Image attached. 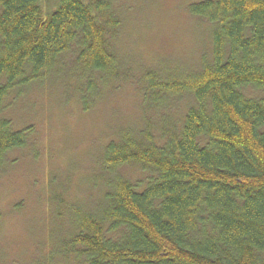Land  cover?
I'll return each instance as SVG.
<instances>
[{
	"label": "trees",
	"instance_id": "16d2710c",
	"mask_svg": "<svg viewBox=\"0 0 264 264\" xmlns=\"http://www.w3.org/2000/svg\"><path fill=\"white\" fill-rule=\"evenodd\" d=\"M112 6L0 0V166L32 128L13 131L3 116L13 91L69 56L87 79L130 76L113 49L122 20ZM190 10L213 26L211 56L189 71L143 72L140 94L162 122L145 110L144 128L109 142L102 202L89 212L71 206V235L57 253L67 263L264 264V0ZM183 99L185 113L172 119L166 108ZM125 167L147 177L133 182Z\"/></svg>",
	"mask_w": 264,
	"mask_h": 264
},
{
	"label": "rangeland",
	"instance_id": "374dc122",
	"mask_svg": "<svg viewBox=\"0 0 264 264\" xmlns=\"http://www.w3.org/2000/svg\"><path fill=\"white\" fill-rule=\"evenodd\" d=\"M111 1L122 20L113 49L130 76L87 79L69 56L5 102L13 131L32 128L0 166V264H71L57 256L71 235V206L89 212L102 202L107 145L125 128H144L143 72L189 71L211 56L213 26L190 10L204 0ZM170 106L178 119L187 101ZM154 114L147 111L150 121H161ZM120 173L136 183L147 177L137 167Z\"/></svg>",
	"mask_w": 264,
	"mask_h": 264
}]
</instances>
